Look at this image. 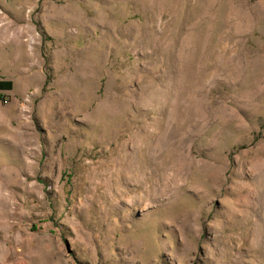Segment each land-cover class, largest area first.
I'll list each match as a JSON object with an SVG mask.
<instances>
[{"label":"rangeland","instance_id":"obj_1","mask_svg":"<svg viewBox=\"0 0 264 264\" xmlns=\"http://www.w3.org/2000/svg\"><path fill=\"white\" fill-rule=\"evenodd\" d=\"M0 264H264V0H0Z\"/></svg>","mask_w":264,"mask_h":264},{"label":"trees","instance_id":"obj_2","mask_svg":"<svg viewBox=\"0 0 264 264\" xmlns=\"http://www.w3.org/2000/svg\"><path fill=\"white\" fill-rule=\"evenodd\" d=\"M13 88V82L10 80H0V91L11 90Z\"/></svg>","mask_w":264,"mask_h":264}]
</instances>
